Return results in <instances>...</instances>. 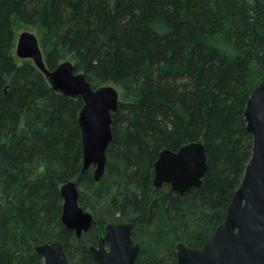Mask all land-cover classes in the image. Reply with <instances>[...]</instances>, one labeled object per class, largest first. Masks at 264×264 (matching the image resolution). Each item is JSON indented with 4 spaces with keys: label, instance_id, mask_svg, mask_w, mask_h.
Instances as JSON below:
<instances>
[{
    "label": "trees",
    "instance_id": "16d2710c",
    "mask_svg": "<svg viewBox=\"0 0 264 264\" xmlns=\"http://www.w3.org/2000/svg\"><path fill=\"white\" fill-rule=\"evenodd\" d=\"M17 25L35 30L45 67L68 61L92 88L120 92L103 175L82 171L80 97L54 91L15 56ZM264 80V0H0V264H43L58 240L68 264H97L111 223H130L134 264H177L223 222L251 157L244 108ZM200 142L207 170L180 195L155 189L163 150ZM75 181L93 217L76 238L60 187Z\"/></svg>",
    "mask_w": 264,
    "mask_h": 264
},
{
    "label": "water",
    "instance_id": "95a60500",
    "mask_svg": "<svg viewBox=\"0 0 264 264\" xmlns=\"http://www.w3.org/2000/svg\"><path fill=\"white\" fill-rule=\"evenodd\" d=\"M15 56L30 60L44 74L51 88L83 101L78 115L82 147V171L93 168L94 180L103 175L106 149L112 140L111 114L118 106V91L113 86L92 88L85 76L65 61L53 71L46 69L35 34L22 32L16 38ZM246 132L252 137L251 157L239 187L234 192L223 222L201 248L175 246L177 264H264V80L250 93L244 108ZM207 170L204 146L200 142L181 147L177 152L163 150L153 167L155 189L166 184L177 194L199 188ZM61 224L76 238L89 231L93 217L79 206L78 186L69 181L60 187ZM130 223L111 222L89 252L97 264H134L139 245L131 238ZM43 264H68L63 246L53 240L34 248Z\"/></svg>",
    "mask_w": 264,
    "mask_h": 264
},
{
    "label": "rangeland",
    "instance_id": "374dc122",
    "mask_svg": "<svg viewBox=\"0 0 264 264\" xmlns=\"http://www.w3.org/2000/svg\"><path fill=\"white\" fill-rule=\"evenodd\" d=\"M22 32H30V33L35 34V30L33 28L27 27V26H22V25H17V27H16V36H18ZM108 86H111V85H108ZM118 95H119L118 97L120 99V92L119 91H118Z\"/></svg>",
    "mask_w": 264,
    "mask_h": 264
}]
</instances>
